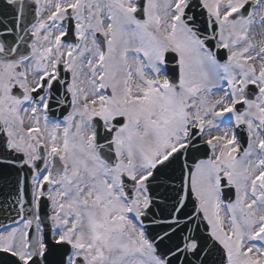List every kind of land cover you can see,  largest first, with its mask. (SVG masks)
I'll list each match as a JSON object with an SVG mask.
<instances>
[{"label": "snow or ice", "instance_id": "6c2138e0", "mask_svg": "<svg viewBox=\"0 0 264 264\" xmlns=\"http://www.w3.org/2000/svg\"><path fill=\"white\" fill-rule=\"evenodd\" d=\"M0 264H264V0H0Z\"/></svg>", "mask_w": 264, "mask_h": 264}]
</instances>
